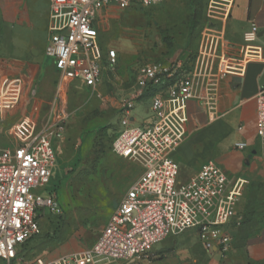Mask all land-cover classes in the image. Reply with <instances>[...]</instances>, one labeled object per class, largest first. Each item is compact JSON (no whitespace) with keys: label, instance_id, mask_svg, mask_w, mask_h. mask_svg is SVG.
Returning <instances> with one entry per match:
<instances>
[{"label":"built area","instance_id":"1","mask_svg":"<svg viewBox=\"0 0 264 264\" xmlns=\"http://www.w3.org/2000/svg\"><path fill=\"white\" fill-rule=\"evenodd\" d=\"M163 0H50L45 55L57 78L56 98L79 82L93 94L117 63L115 49L104 47L96 26L107 8L151 7ZM235 0H208L206 16L226 20ZM259 28L251 23L243 32L244 54L231 60L220 52V36L202 32L193 58L152 62L136 70V82L121 105L118 129L110 151L139 165L141 173L117 202L97 239L87 249L56 258L25 259L24 245L40 233L45 214L60 215L53 188L56 142L69 114L62 112L44 127L23 117L0 139V261L4 264H113L144 261L167 237L193 230L202 248L226 259L230 253L231 220L246 179L231 176L213 161L203 163L185 180L170 153L185 138L187 102L196 99L213 113L217 83L229 72L245 70L248 62L264 63ZM21 76L0 78V122L20 102ZM155 88V89H153ZM66 89V90H65ZM152 115L135 124L132 110L148 90ZM255 134L264 146V87L255 95ZM245 147L244 142L235 144Z\"/></svg>","mask_w":264,"mask_h":264},{"label":"rangeland","instance_id":"2","mask_svg":"<svg viewBox=\"0 0 264 264\" xmlns=\"http://www.w3.org/2000/svg\"><path fill=\"white\" fill-rule=\"evenodd\" d=\"M198 15L191 13L184 0L102 11L96 26L104 47L116 50L117 63L96 92L69 84L62 100L56 98L57 76L45 55V41L25 59L9 58L0 46V78L24 79L20 102L0 122L1 134L23 117L40 128L62 112L69 114L56 142L54 176L46 187H54L62 213L44 215L39 222L40 233L23 247L25 259L56 258L80 252L95 242L115 205L141 173L137 163L110 151L121 105L136 82V70L143 64L168 62L167 54L181 48L187 38V24L194 30L200 26ZM148 98L144 95L136 100L132 110L135 124L150 120ZM184 233L193 235L191 230ZM161 243L148 260L141 262L161 258Z\"/></svg>","mask_w":264,"mask_h":264},{"label":"crops","instance_id":"3","mask_svg":"<svg viewBox=\"0 0 264 264\" xmlns=\"http://www.w3.org/2000/svg\"><path fill=\"white\" fill-rule=\"evenodd\" d=\"M174 1L166 0L168 4ZM184 1L191 13L200 15L197 17L200 26L194 30L187 24L185 32L189 37L186 35L187 41L181 43V48L167 54L168 62L193 58L206 30L220 36V52L235 61L244 54L242 34L251 23L259 28L257 42L264 44V0H235L226 20L207 18L208 0ZM112 9L115 7L105 10ZM49 10L50 0H0V46L9 58L25 59L28 52L42 48L41 42L45 41L46 45ZM193 31L196 33L192 34ZM70 84L82 87L79 82ZM262 87L263 62L251 61L243 73L234 71L221 76L214 112L210 113L198 100L190 99L185 138L170 153L178 164L180 180L191 177L207 161H213L231 176L246 179L230 224L232 242L227 258L223 260L218 254L205 251L191 230L193 235L167 237L158 248L162 255L159 254V259L113 264H264V146L255 134V95ZM237 142L246 145L239 148Z\"/></svg>","mask_w":264,"mask_h":264},{"label":"trees","instance_id":"4","mask_svg":"<svg viewBox=\"0 0 264 264\" xmlns=\"http://www.w3.org/2000/svg\"><path fill=\"white\" fill-rule=\"evenodd\" d=\"M153 89H155V88H153ZM153 93V90L151 89V91L150 90H148L147 92H146V94H144L145 96H148L149 95V97H150V95ZM115 135V134H114ZM114 137V136H113Z\"/></svg>","mask_w":264,"mask_h":264}]
</instances>
